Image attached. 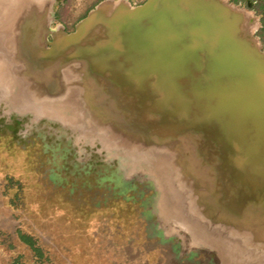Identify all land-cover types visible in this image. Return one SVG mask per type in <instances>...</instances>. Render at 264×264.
Returning <instances> with one entry per match:
<instances>
[{
	"label": "water",
	"instance_id": "1",
	"mask_svg": "<svg viewBox=\"0 0 264 264\" xmlns=\"http://www.w3.org/2000/svg\"><path fill=\"white\" fill-rule=\"evenodd\" d=\"M0 5V47L23 77L54 98L71 83L93 118L143 132L174 157L175 187L210 228L244 261L264 264V51L254 16L226 0H107L47 43V4Z\"/></svg>",
	"mask_w": 264,
	"mask_h": 264
},
{
	"label": "rangeland",
	"instance_id": "2",
	"mask_svg": "<svg viewBox=\"0 0 264 264\" xmlns=\"http://www.w3.org/2000/svg\"><path fill=\"white\" fill-rule=\"evenodd\" d=\"M104 1L36 0L48 6L45 41L74 33ZM226 1L256 18L264 51V0ZM2 50L0 264H250L175 187L174 157L93 118L71 83L50 96Z\"/></svg>",
	"mask_w": 264,
	"mask_h": 264
},
{
	"label": "flooded vegetation",
	"instance_id": "3",
	"mask_svg": "<svg viewBox=\"0 0 264 264\" xmlns=\"http://www.w3.org/2000/svg\"><path fill=\"white\" fill-rule=\"evenodd\" d=\"M238 5H239L240 7H244V8H247V7H248V3H240V2H238ZM253 6H254V7H257L258 4L255 3V5H253Z\"/></svg>",
	"mask_w": 264,
	"mask_h": 264
},
{
	"label": "trees",
	"instance_id": "4",
	"mask_svg": "<svg viewBox=\"0 0 264 264\" xmlns=\"http://www.w3.org/2000/svg\"><path fill=\"white\" fill-rule=\"evenodd\" d=\"M22 240H24V242L29 244L30 246L32 245L30 239H28L27 237L22 236Z\"/></svg>",
	"mask_w": 264,
	"mask_h": 264
}]
</instances>
